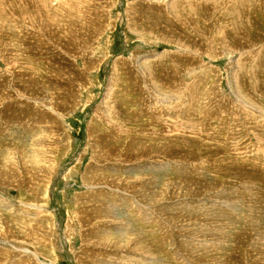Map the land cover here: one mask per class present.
I'll list each match as a JSON object with an SVG mask.
<instances>
[{
  "label": "rangeland",
  "instance_id": "rangeland-1",
  "mask_svg": "<svg viewBox=\"0 0 264 264\" xmlns=\"http://www.w3.org/2000/svg\"><path fill=\"white\" fill-rule=\"evenodd\" d=\"M27 2L0 0V264H264V0Z\"/></svg>",
  "mask_w": 264,
  "mask_h": 264
},
{
  "label": "bare ground",
  "instance_id": "bare-ground-1",
  "mask_svg": "<svg viewBox=\"0 0 264 264\" xmlns=\"http://www.w3.org/2000/svg\"><path fill=\"white\" fill-rule=\"evenodd\" d=\"M71 1V0H70ZM73 1H75V0H73ZM20 2H22V3H24L25 5H29V3L27 2V0H20ZM67 3V2H66ZM69 4V3H68ZM92 17V16H91ZM92 33V32H91ZM68 40V39H67ZM15 61V60H14ZM13 62V61H12ZM10 65H11V63H10ZM234 155V154H233ZM45 160V159H44ZM249 164V163H248ZM180 169V168H179ZM179 169H177V170H179ZM243 169H245V168H243ZM247 170V169H246ZM245 170V171H246ZM252 170V169H251ZM247 171H249V170H247ZM152 172V171H151ZM186 172V171H185ZM2 174V173H1ZM20 177V176H19ZM95 180L96 181H99V182H102L103 180H101V177H98L97 175H95ZM14 180V179H13ZM16 181V180H15ZM187 181V180H186ZM3 182V181H2ZM2 182H0V183H2ZM12 182V181H11ZM107 182V181H106ZM195 182V181H194ZM236 183V182H235ZM10 184V183H9ZM237 185V184H236ZM12 186V185H11ZM16 186V185H15ZM181 187H183V188H186L187 187V183L186 182H183V185H181ZM188 187H190V184H189V182H188ZM16 188V187H15ZM18 188H24V189H27L26 188V186H24V184H23V182L22 181H19L18 182ZM212 189V188H211ZM23 190V189H22ZM190 190V189H189ZM252 190H256L257 191V188H252ZM27 191H29L28 189H27ZM258 191H260V190H258ZM252 194V193H251ZM262 194H263V192H262ZM106 195V194H105ZM143 195V194H142ZM145 195V194H144ZM250 195V194H249ZM103 196V195H102ZM107 196V195H106ZM257 196H259V195H257ZM109 197V196H108ZM252 197V196H251ZM108 199V198H107ZM252 199H253V201L251 202V204L249 205V207H247L248 209H250L252 212H251V214L252 215H256V214H258L259 215V213H261L262 211V209L261 208H263L264 207V199H260L259 197L257 198V197H252ZM99 200L100 201H98L99 202V204H100V202H101V204H102V207H100V211H102V212H104V213H108L109 215H113V217L114 218H117V216H116V213H117V211H115V209H111V203L109 202V201H107V200H105L104 198L103 199H100L99 198ZM115 201V200H114ZM96 203V202H95ZM261 203V205H262V207L261 208H259V207H256L258 204H260ZM118 204V203H117ZM256 205V206H255ZM243 208H245V206H243L242 207V209ZM152 209V208H151ZM264 212V211H263ZM263 212L261 213L262 215H263ZM90 214H88V216H89ZM104 215H106V214H104ZM87 216V217H88ZM257 217V216H256ZM150 219V218H149ZM38 220V219H37ZM92 220V219H91ZM102 222V221H101ZM148 222V221H147ZM47 222L46 221H44V223L41 221V224H40V226H44L45 224H46ZM83 224H85V223H83ZM107 224V223H106ZM87 225V224H86ZM88 226V225H87ZM32 228H30V227H28V228H26L24 231H21V228L19 227V228H15L14 230H13V235H15V238H17V240H19V238L20 237H22L21 235L22 234H24V233H26V238H24V240L23 241H20L22 244H26V245H31V246H33V243H34V241L33 242H31L30 240H33L32 238H34L33 236H34V231L32 232ZM38 233V232H37ZM47 233V232H46ZM45 232H43V236H44V234H46ZM86 234H88V233H86ZM96 234V233H95ZM97 234H101V235H103V233L102 232H100L99 231V233H97ZM40 235H42V233L40 234ZM37 236V235H36ZM46 236V235H45ZM38 238H40V237H38ZM41 238H42V236H41ZM47 238H48V236H47ZM23 239V238H22ZM42 241H44V240H42ZM110 242V241H109ZM103 243V244H102ZM136 244H140L141 243V241L140 240H138V239H136V242H135ZM101 244H102V246H108V245H111V244H108V242H105L104 240L103 241H101ZM114 247V246H113ZM33 248H35L34 246H33ZM135 253V252H134ZM148 252H146L145 254H143V255H146V256H149L148 254H147ZM137 253H135L134 255H133V253L131 254V255H127L126 256V259H127V261L130 259V261L133 263V264H135L134 263V261H135V258H134V256L136 255ZM141 257H143V256H141ZM141 257H139V258H141ZM144 260V259H143ZM140 261V260H139ZM150 262L149 263H143V264H156L157 262H158V260L156 259V257H154V258H152L151 260H149ZM164 264V263H163Z\"/></svg>",
  "mask_w": 264,
  "mask_h": 264
}]
</instances>
